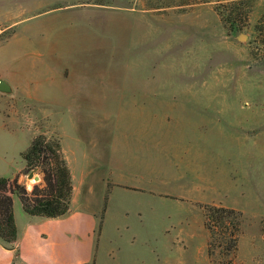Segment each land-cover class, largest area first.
<instances>
[{
    "label": "rangeland",
    "instance_id": "rangeland-1",
    "mask_svg": "<svg viewBox=\"0 0 264 264\" xmlns=\"http://www.w3.org/2000/svg\"><path fill=\"white\" fill-rule=\"evenodd\" d=\"M53 1L0 0V77L14 87L13 94L0 92V176L15 175L29 192L45 186L40 167V181L27 178L34 168L25 172L22 152L39 134L57 141L42 117L67 109L27 98L36 84L108 90L102 94L109 101L130 102L108 109L116 119L134 117L132 102L154 99L156 175L171 177L172 191L189 182L185 194L198 203H184L192 213L182 223L165 219L167 233L156 221L155 228H143L142 220L120 225L113 256L153 246L150 264H264V0H134L148 10L138 20L122 11L96 18L83 5H68L77 0ZM221 13L241 29L232 32ZM120 14L130 17L123 30ZM148 194L160 199L157 190ZM210 205L242 213L237 247L228 250L218 234L213 257Z\"/></svg>",
    "mask_w": 264,
    "mask_h": 264
},
{
    "label": "crops",
    "instance_id": "crops-1",
    "mask_svg": "<svg viewBox=\"0 0 264 264\" xmlns=\"http://www.w3.org/2000/svg\"><path fill=\"white\" fill-rule=\"evenodd\" d=\"M40 1L42 5L50 2ZM133 1L77 0L68 5H83V11L101 19L116 11L133 13L135 20L145 19L148 10L140 11L130 4ZM120 16L116 23L123 30L125 20L130 26V17ZM147 22L151 23L150 16ZM104 23L110 22L101 24ZM117 39L123 44L128 40L124 34ZM107 91L84 85L50 88L38 83L30 93H25L42 105L56 102L57 107L67 109L58 118L51 119L44 113L42 119L51 129L47 132L60 140L71 173L70 210L62 217L45 218L28 214L20 198L14 199L15 220L21 234L17 244L19 256L16 258V250L0 242V264H121L124 259L125 264H150L156 252L153 246L145 250L135 247L129 252L119 249L113 256L118 246L110 243L112 237L119 236L120 225L135 227L133 222L142 220L143 228H155L156 221L167 233L170 226L165 219L182 223L192 213L184 205L187 201L193 206L198 203L185 194L184 188H189L190 183L179 182L182 184L178 188L183 191H172L168 188L172 186L171 177L156 175L155 100L132 102L136 108L134 117L116 119L109 117L108 109L122 108L130 102L109 101L102 94ZM186 176L184 172L180 178L184 180ZM176 178H172L174 184L178 183ZM110 188L113 190L109 191ZM155 190L160 199L154 195L150 198L148 193ZM144 232L145 229L136 230L135 234ZM165 250L166 246H161L158 251L161 255Z\"/></svg>",
    "mask_w": 264,
    "mask_h": 264
},
{
    "label": "trees",
    "instance_id": "trees-1",
    "mask_svg": "<svg viewBox=\"0 0 264 264\" xmlns=\"http://www.w3.org/2000/svg\"><path fill=\"white\" fill-rule=\"evenodd\" d=\"M221 15L225 22L232 21V14ZM229 29L235 32L241 28L231 22ZM61 152L60 140L51 143L44 134L34 137L30 146L22 152L26 173L35 167H40L45 173V186L36 185L32 192L18 181V177L0 176V242L7 248L15 249L16 258L19 256L17 244L21 234L14 214L15 196L20 198L24 210L30 215L58 218L70 210L72 178L67 161ZM217 225L221 228L220 231L216 230ZM241 225L242 213L235 208L216 205L206 208L205 226L211 235L208 249L212 257L213 246L218 242V234L222 235L221 239L228 242V250L232 251L237 247Z\"/></svg>",
    "mask_w": 264,
    "mask_h": 264
},
{
    "label": "water",
    "instance_id": "water-1",
    "mask_svg": "<svg viewBox=\"0 0 264 264\" xmlns=\"http://www.w3.org/2000/svg\"><path fill=\"white\" fill-rule=\"evenodd\" d=\"M240 39H245L246 35L241 34L239 36ZM0 92L4 94H13L14 93V87L11 83H9L6 79L0 77ZM38 167L34 168L32 171H30L27 175L28 179L34 178L37 181H40L42 179L41 174L38 171Z\"/></svg>",
    "mask_w": 264,
    "mask_h": 264
}]
</instances>
